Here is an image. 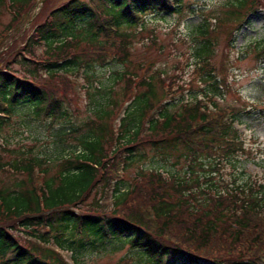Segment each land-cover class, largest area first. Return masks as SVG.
<instances>
[{"label": "trees", "instance_id": "obj_1", "mask_svg": "<svg viewBox=\"0 0 264 264\" xmlns=\"http://www.w3.org/2000/svg\"><path fill=\"white\" fill-rule=\"evenodd\" d=\"M185 1L60 0L54 6L56 0H45L31 34L0 65V153L9 155L6 161L0 155V264H69L57 250L74 255L112 239H123L145 264H264V184L226 183L212 176L222 161L240 151L249 154L233 128L243 110L219 108L203 88L200 93L212 108L204 98L169 108L174 94L170 84L157 78L159 94L154 76L137 64L135 70L117 75L123 82L121 105H135L117 138L107 123L86 122L89 138L79 141L81 150L59 164L20 147L6 150L22 106L36 118H67L69 100L53 84L79 71L89 80L88 71L107 62L126 63L128 32L142 25L146 15L181 12ZM35 2L0 0L12 17L0 44ZM228 8L227 15L213 22L217 28L234 24L226 33L225 49L231 48L246 16L264 9V0H236ZM199 30L203 44L196 52L201 60L196 73L208 85L203 74L217 72L224 78L225 71L222 63L218 68L210 64L215 28L205 21ZM254 49L264 57V40ZM225 56L227 50L221 52V61ZM221 86L225 88L223 82ZM210 87L212 92L219 88ZM95 103L98 120H109L118 106L110 95ZM145 147L163 160L174 159L175 152L173 165L183 159L180 168L188 176L165 177L140 169L122 191L121 174L142 159L139 150ZM204 161L215 162V167ZM10 178L12 184H5ZM99 187L111 200L97 197L84 205ZM81 202L84 212L73 213L70 208ZM71 261L80 264L75 256Z\"/></svg>", "mask_w": 264, "mask_h": 264}, {"label": "rangeland", "instance_id": "obj_2", "mask_svg": "<svg viewBox=\"0 0 264 264\" xmlns=\"http://www.w3.org/2000/svg\"><path fill=\"white\" fill-rule=\"evenodd\" d=\"M58 1L60 0L53 2L54 6ZM235 1L186 0L179 13L146 15L142 25L131 29V33L128 32L131 36V44L128 48L130 57L126 63L110 62L102 67L95 66L88 71L89 80H86L82 71L73 77H68L66 81L60 78V82L53 86L59 94L65 95L69 100L66 103L67 118L51 121L48 118H36L30 114V109L22 106L18 115L14 117L16 130L14 128L11 130L6 150L20 147L21 150L40 154L43 158L52 159L59 164L63 158L81 150L79 141L89 138L88 128L84 127L86 122L107 123L114 138L122 134V120L123 118L126 120L130 113H134L135 105L133 102L121 105L123 82L117 81V75L126 69L133 71L137 64H141L148 76H154L152 83L159 94H161V85L157 82V78L164 79L165 84H170L174 94L169 108L179 106L182 101L192 102L195 98H201L200 88L206 90L208 97H212V103L219 108H242L243 112L236 118L235 128L242 142V149L249 154L240 151L233 155L223 162V168L219 172L213 171L212 176L226 183L235 180L242 184L250 182L264 184V57H258L257 50L254 49L256 43L264 40V9L251 12L243 22L241 21L242 23L237 22V24L241 23V28L237 27L239 29L232 36V48L228 50L225 60L221 61V52L225 50L226 33L234 27V24L229 23L217 28L213 22L222 19L224 13L227 15L230 10L228 3ZM41 2L42 4L34 6L35 11L38 10L37 6H43L45 0ZM38 15L39 12L33 17L37 18ZM27 18L0 46V65L11 60L17 48L22 46V42L30 34L32 26H29L30 22L26 23ZM11 20V14L0 7V35ZM205 21H209L210 28L216 30L211 35L214 39L211 38L213 45L210 64L218 68L222 63L225 71L224 78L219 77L217 72L203 74L202 79L207 78L208 85L200 81V75H196L195 72L201 64L196 52L203 44L199 29ZM151 39H155V43H152ZM12 68L20 74L21 71L17 66L13 64ZM144 71H139V74H143ZM221 82H225V88L221 86ZM209 85H216L219 88L212 92ZM106 94L110 95L112 101L118 102V106L116 105L114 109V121L97 119L96 111L99 109L94 102L104 103L108 97L105 96ZM208 105L212 108L211 103ZM130 133L131 131L128 135ZM178 150L180 151V148ZM139 152L144 154L142 159L122 175V191L129 188L133 177L140 169L159 171L165 177L183 179L187 176L185 169L180 168L184 164L183 159L178 165H173L175 152L171 155L174 159L168 157L167 160H163L158 153L148 147L140 149ZM0 155L4 161L9 158L4 152ZM204 164L215 167L213 161H204ZM0 175L4 176V174ZM12 182L11 178L4 180L7 185ZM101 191L100 187L95 188L84 205H88L97 197L103 201L111 200L110 193ZM76 209L83 213V203L76 206ZM98 248L86 249L74 256L80 264H145V259L136 254L137 252L123 239L109 240ZM64 256L70 259L72 255L66 253Z\"/></svg>", "mask_w": 264, "mask_h": 264}]
</instances>
